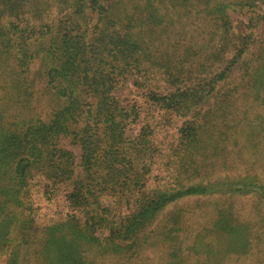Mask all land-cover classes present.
<instances>
[{
    "label": "trees",
    "instance_id": "trees-1",
    "mask_svg": "<svg viewBox=\"0 0 264 264\" xmlns=\"http://www.w3.org/2000/svg\"><path fill=\"white\" fill-rule=\"evenodd\" d=\"M62 5L71 11L48 18ZM262 7L264 0H0L1 264H99L106 254H133L163 207L216 190L207 178L212 156L226 150L222 140L237 143L241 119L250 121L242 143L252 141L263 116L254 108L264 104V34L234 30L230 10ZM85 11L93 27L80 23ZM35 59L54 106L31 116L33 82L24 75ZM127 82L133 95L124 102L117 90ZM238 110L244 116L235 119ZM154 169L166 171L165 184L155 177L158 188L142 194ZM249 178L221 188L264 198V182ZM57 194L63 213L52 212ZM119 197L134 211L119 214ZM178 218L167 216L174 225ZM237 221L223 213L216 225L238 238Z\"/></svg>",
    "mask_w": 264,
    "mask_h": 264
},
{
    "label": "rangeland",
    "instance_id": "rangeland-1",
    "mask_svg": "<svg viewBox=\"0 0 264 264\" xmlns=\"http://www.w3.org/2000/svg\"><path fill=\"white\" fill-rule=\"evenodd\" d=\"M58 10L55 8L53 12L50 11L48 18L60 17L64 12L71 11L64 7L61 8L62 12ZM172 12L175 15L178 10L174 9ZM75 15L73 14L74 17ZM250 15L254 17L253 25L247 24ZM230 16L234 20V30L250 31L254 39L264 34V7L256 8L255 11L233 9L230 10ZM78 17L83 25L93 27L96 23L95 15L89 12L85 11ZM198 24L200 21L195 20V25ZM174 26L179 25L174 23ZM30 66V71L24 76L33 82L29 97L35 109L28 113L31 116H37V114L48 112L54 103L49 92H45L40 62L35 59ZM130 84L131 82H127L117 90L118 96L124 102L130 100L133 95L129 89ZM254 109L261 110L263 115L262 119L256 120L257 126L253 130L255 138H252V141H250L251 138L246 139L242 143L241 139L246 138L243 135L248 134L250 127L246 124H250V121L241 119L235 124L232 133V137H238L237 143L229 144L222 140L221 145L226 150L222 149L219 155L215 154L211 158L213 161L209 171L211 174L207 178L208 183L216 190L205 195L185 196L166 205L153 216L140 234L142 236H139V245L133 254H106L103 259L97 257L99 264H264V198L256 190L251 191V188H246V191L238 195H233L227 190L229 184L221 188L222 183L237 181L242 183L245 178L250 179L249 177H256L264 182V104L261 108ZM254 113L255 111H248L251 118ZM237 116L243 117L244 114L238 110L234 116L235 119ZM19 118L20 116L16 121H20ZM9 120L15 121L11 118ZM181 121L182 118H177L175 126L179 127ZM130 126L134 127L133 124ZM238 143L241 144L234 145ZM74 149L77 151V148ZM166 176L164 170H152L149 173L147 186L141 188V193H144L143 190L151 192L157 189L158 187L154 186L156 181L154 178L159 177V181L162 182L164 178H167ZM164 184L165 181H163ZM242 187L245 188V186ZM62 199L63 196L57 194L52 212L56 210L63 213L66 206L63 205ZM117 207L121 215L134 211V205L132 206V202L127 203L125 197L118 198ZM43 210L44 208L41 212ZM171 213L179 217L175 225L167 219ZM223 213L236 216L240 220L236 224L238 229L239 225L242 226L244 237H241V231L236 227L232 231L234 232L232 237L238 238L232 239H228L226 234L217 228L216 222ZM172 226L174 230H168Z\"/></svg>",
    "mask_w": 264,
    "mask_h": 264
}]
</instances>
